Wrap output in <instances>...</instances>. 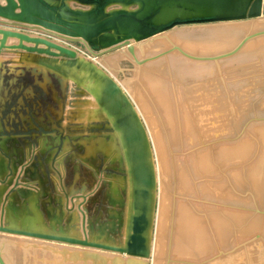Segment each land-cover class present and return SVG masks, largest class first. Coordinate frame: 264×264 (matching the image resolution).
Here are the masks:
<instances>
[{
	"label": "rangeland",
	"instance_id": "1",
	"mask_svg": "<svg viewBox=\"0 0 264 264\" xmlns=\"http://www.w3.org/2000/svg\"><path fill=\"white\" fill-rule=\"evenodd\" d=\"M72 4L79 7L76 3ZM258 19H264V16L243 21ZM214 24L223 23L179 26L138 43L137 60L126 47L93 60L81 43L50 37L41 31L16 29L76 50L79 56L95 62L122 86L135 105L151 144L156 177V209L151 255L147 260L150 264H210L215 260L225 264L187 168L191 160L188 161L185 155L186 152L206 154L236 136V132L216 61L190 58L176 49L193 57H214V52L203 53L200 49L207 43L204 32L212 31L211 25ZM193 64L209 65L210 70L205 76ZM3 67L6 73L5 79L0 80V137H15L19 141L16 145L22 147L38 146L39 142L46 140L48 148L41 160L45 166L42 181L47 188L43 195L46 198L41 203L45 216V199L63 194L55 180L63 176L65 189L79 197L76 201L80 206H76V211L65 220L63 228L69 226V231L68 235L62 236L84 238L85 216L89 240L122 243L126 223L124 216L127 214V208L123 210L126 205L124 192L128 195L129 189L128 183H123L124 154L118 134L108 130L106 122L95 117L99 106L94 98L61 77L45 76V82L44 79L38 82L26 73L25 77L14 80L22 68H14L9 63ZM54 89L61 98H57L58 102H54L51 95ZM58 104L60 108L57 111L52 109L58 108ZM154 133H158L162 140L164 161L161 163L165 164L162 165L165 170L160 167ZM59 157L63 158L60 165L64 166L56 172L53 166L55 159L59 164ZM35 179L29 176L20 178L25 183ZM83 196L85 199H82ZM30 206L22 210L13 209L18 214L28 212L33 215L28 216L24 229L49 234L46 229L50 228L56 235L54 221L61 220L62 214L52 218V225L45 223L46 227L35 203L31 201ZM14 212L9 211L6 216L10 220V228H16ZM22 214L19 216L22 217ZM49 214L55 216L51 210ZM29 247L41 249V253L55 247L74 248L79 253V259L84 258L83 251H96L108 257L116 255L94 248L0 233V252L7 264H32L25 251ZM36 259H41L42 264L47 263L45 259L48 260L43 256H36ZM87 263L92 261L89 259Z\"/></svg>",
	"mask_w": 264,
	"mask_h": 264
},
{
	"label": "water",
	"instance_id": "2",
	"mask_svg": "<svg viewBox=\"0 0 264 264\" xmlns=\"http://www.w3.org/2000/svg\"><path fill=\"white\" fill-rule=\"evenodd\" d=\"M260 16L264 0H0V53L21 51L20 63L71 81L94 98L99 106L95 117L118 134L125 162L119 159L123 183L129 186L128 195L124 192L127 214L120 244L89 240L85 216L84 238L10 228L3 215L0 233L116 254L83 251L79 260L90 259L92 264H150L156 209L151 144L122 86L76 50L16 29L81 43L96 60L125 47L133 53V43L177 26ZM211 28L215 56L205 60L216 61L236 136L187 168L225 264H264V19ZM10 39L18 43L8 45ZM0 264H5L1 255Z\"/></svg>",
	"mask_w": 264,
	"mask_h": 264
},
{
	"label": "crops",
	"instance_id": "3",
	"mask_svg": "<svg viewBox=\"0 0 264 264\" xmlns=\"http://www.w3.org/2000/svg\"><path fill=\"white\" fill-rule=\"evenodd\" d=\"M9 44L17 43L14 40L8 41ZM20 56L21 52H13V51H3L0 53V80H4L6 73L4 69V64L9 63L10 66H13L14 68H22V71L18 74L17 77H14L13 79H20L21 77H25L26 73L31 74V76L39 82V80L44 79V82L46 80L45 76H52L56 79L57 75L53 74L51 72L46 71L43 68H40L35 65L27 64V63H20ZM15 72V71H14ZM59 77V76H58ZM40 84L41 83L40 81ZM47 93V89H44ZM51 95L53 96L54 102H58V99H61L59 97V93L56 89L51 91ZM53 106V105H51ZM56 106V105H55ZM58 108H52L55 111L59 109ZM16 144H19V141L15 137H9V136H1L0 137V220L2 218H5V224L9 226L10 220L6 219V216L8 215L9 211L14 212L15 210H22L23 207H31V201L35 203L36 208L38 212L40 213V216L43 220V223H50L52 225V218L57 217L58 215L62 214V219L59 221H54L55 227H54V233L59 236L62 235H68V227L63 228L64 224L66 223L65 220L67 217L71 216V214L76 211V206H80L76 199H78V196L72 195L69 190L65 189L66 182L65 177L60 176L57 177L56 185L60 187L62 190V196H56V198L50 197L48 200L45 199L44 203V209L46 212V216L42 211V200L46 198L45 193L47 192V188L45 183H43L42 179V173L45 172V166L42 163L41 160L42 154L44 155L46 153V148H48L46 140L43 142H39L38 146H30V147H22L17 146ZM59 157V164L57 163V159H55L54 163V170L56 172L60 171V169L64 165L61 161L63 158ZM18 161V163H17ZM44 174V173H43ZM29 176V178H36L33 182L29 181L25 183V181L20 180L21 177ZM24 199V202L22 200ZM83 199V198H82ZM19 201L22 203L21 206H19ZM50 210L54 212L55 216L53 214H49ZM29 211V210H28ZM15 213V212H14ZM16 220H15V226L16 228H22L23 225L25 226V222L28 220V216L33 215L31 213L22 214V217H20L18 213H15ZM27 218V219H25ZM47 219V220H46ZM71 223V222H70ZM47 227V225L45 224ZM52 228V226H51ZM46 232H49V234H52V231L50 228L46 229ZM48 234V233H46ZM54 235V234H53ZM74 236V235H73ZM75 237V236H74ZM34 244V243H31ZM39 250V251H38ZM41 249L29 247L26 249V253L28 254L29 259L31 260L32 264H42V260L36 259V256H43L44 258H48V260L45 259L47 262L46 264H80L79 260V253L74 248H68V247H55L49 251L44 250L43 253L40 252ZM82 264V263H81ZM88 264L87 261L86 263ZM92 264V263H91ZM158 264V263H157Z\"/></svg>",
	"mask_w": 264,
	"mask_h": 264
},
{
	"label": "bare ground",
	"instance_id": "4",
	"mask_svg": "<svg viewBox=\"0 0 264 264\" xmlns=\"http://www.w3.org/2000/svg\"><path fill=\"white\" fill-rule=\"evenodd\" d=\"M262 16H260V17H258V18H261ZM254 19H256V18H254ZM244 20H247V19H244ZM241 21H243V20H239V21H230V22H241ZM216 23H226V22H216ZM184 26H187V25H184ZM179 26H177V27H175L174 28V30L175 29H177ZM171 30H173V29H171ZM165 33V32H164ZM205 34H203L204 36H207V37H204V40H205V42H207V43H205V44H203L201 47H200V49H201V51L204 53V52H214V44H213V36H212V31H210V32H204ZM189 38V37H188ZM206 38V39H205ZM146 41V40H145ZM144 42V41H143ZM136 44H138V43H133L132 45L134 46V52L133 53H131L135 58H136V60H137V57H136ZM127 48V47H126ZM179 49V48H178ZM180 50V49H179ZM129 51V50H128ZM184 55H186L187 57H190V58H194V59H200L201 61L203 60H205V58H207L208 59V57H203V58H201V57H193V56H190V55H188V54H186L185 52H183L182 50H180ZM200 51V50H199ZM126 52V51H125ZM211 58V57H210ZM206 59V60H207ZM178 60V59H177ZM179 60H180V58H179ZM210 60V59H209ZM181 61V60H180ZM183 61V60H182ZM211 61V60H210ZM215 61V60H214ZM141 63V62H140ZM183 63V62H182ZM185 63V62H184ZM180 64V63H179ZM215 64V63H214ZM183 65V64H182ZM192 65V64H191ZM193 65H195V67L197 66V68H198V70H199V73H204L205 74V76H206V74H207V72H209V65H196V64H193ZM200 76V75H199ZM166 118V117H165ZM162 121H164V120H162ZM170 122L171 123H173V119L171 118V120H170ZM164 123V122H163ZM170 125V124H169ZM190 125V124H189ZM188 125V126H189ZM166 127V126H165ZM167 129H168V127H167ZM172 128H170V131L171 132H173L172 130H171ZM190 130V129H189ZM169 131V132H170ZM177 131V130H176ZM167 132V131H166ZM169 134V133H168ZM161 135V134H160ZM154 137H155V146H156V149H157V154H158V156H159V162H160V167H161V169H164L165 170V167L164 166H162V165H165V164H162L161 163V161L163 162L164 160H162V158L164 157V156H162L163 154V152H164V147L162 146V140H161V138L159 137V135H158V133H154ZM164 138V137H163ZM192 146V145H191ZM163 150V151H162ZM196 151V150H195ZM183 153V152H182ZM183 155V154H182ZM201 155V152L199 153H197V152H195V153H190V152H186V159L188 160V161H190V163L191 162H193L194 160H196L197 158H199V157H201L200 156ZM204 155V154H203ZM191 157V158H190ZM189 164V163H188ZM163 174H164V171H161ZM184 174V173H183ZM183 174H182V177H183ZM178 175V174H177ZM176 176V175H175ZM184 176H185V174H184ZM181 177V178H182ZM179 178H180V176H179ZM180 178V179H181ZM179 180V179H178ZM182 184V183H181ZM164 188H165V185H164ZM165 189H163V191H164ZM6 239V238H5ZM44 241V240H43ZM10 242V241H9ZM51 242H54V241H51ZM3 243V242H2ZM54 243H61V242H54ZM63 244V243H62ZM71 245V244H70ZM3 246V245H2ZM1 246V247H2ZM96 252V251H95ZM161 251H159V254L161 255V253H160ZM0 255H1V257H2V259H3V261H4V263L5 264H7V262L4 260V258H3V255H2V252H0ZM159 257V256H158ZM161 257V256H160ZM223 262H221V261H217V260H215V261H211V263L210 264H222ZM153 264H157V262H153ZM184 264V263H183Z\"/></svg>",
	"mask_w": 264,
	"mask_h": 264
}]
</instances>
